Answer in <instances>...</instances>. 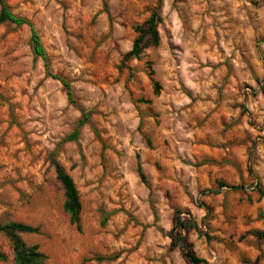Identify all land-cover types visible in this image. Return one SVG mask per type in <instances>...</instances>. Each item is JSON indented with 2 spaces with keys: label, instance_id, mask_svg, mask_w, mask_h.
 <instances>
[{
  "label": "rangeland",
  "instance_id": "374dc122",
  "mask_svg": "<svg viewBox=\"0 0 264 264\" xmlns=\"http://www.w3.org/2000/svg\"><path fill=\"white\" fill-rule=\"evenodd\" d=\"M6 3L59 79L0 26V224L40 227L22 239L48 264H264V0H161L159 46L129 61L159 0Z\"/></svg>",
  "mask_w": 264,
  "mask_h": 264
},
{
  "label": "trees",
  "instance_id": "16d2710c",
  "mask_svg": "<svg viewBox=\"0 0 264 264\" xmlns=\"http://www.w3.org/2000/svg\"><path fill=\"white\" fill-rule=\"evenodd\" d=\"M0 8V26L6 23L16 26H29L32 32V43L35 55L44 61L48 75L55 79H59L58 77L53 76L49 71L50 69L47 55L43 48L41 39L38 33L33 29L32 24L26 19L13 15L6 3V0H0ZM160 9L161 0H159L158 6L152 12L147 22L135 29L137 37L133 43L131 51L126 55L125 61H129L131 59L139 60L145 49L151 46H159L160 35L158 27L162 22L161 15L159 13ZM61 82L67 90L69 101L73 103V94L70 85L65 80H61ZM157 89L158 86L155 90L156 95L158 94ZM146 103H150V101H147ZM88 120L89 117L84 115L83 119L80 121L79 127L81 128L86 125ZM53 157H55V155H53ZM54 166L57 179L61 183L64 190V212L69 215L71 224L76 226L77 230L81 232L82 203L75 181L55 159ZM140 177L142 181H145V177L142 173L140 174ZM179 225L180 227H183V224L179 223ZM191 227L194 226L192 225ZM0 234L5 235L11 242L14 253V264H48V257L40 251V247L38 245H28L22 239V235H40V227L9 222L0 224ZM184 251L185 257L190 264H204V261L199 259L194 252L190 250V246H188L186 250L184 247ZM7 261V255L0 251V262L5 263Z\"/></svg>",
  "mask_w": 264,
  "mask_h": 264
}]
</instances>
